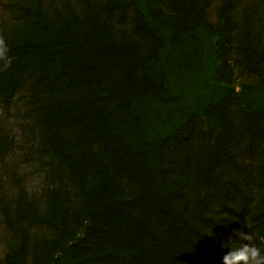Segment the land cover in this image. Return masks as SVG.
I'll return each instance as SVG.
<instances>
[{
	"label": "trees",
	"instance_id": "trees-1",
	"mask_svg": "<svg viewBox=\"0 0 264 264\" xmlns=\"http://www.w3.org/2000/svg\"><path fill=\"white\" fill-rule=\"evenodd\" d=\"M209 1L168 0L165 10L106 0L52 17L36 5L20 33L0 30L12 57L0 71V96L29 80L41 139L80 194L70 210L53 190L43 214L18 202L19 221L46 224L53 235L31 241L20 226L7 264H223L240 244L220 232L228 221L264 243V107L221 86L199 108L175 81L182 67L198 72L210 49L220 71H231L224 26L234 25L232 0H223L216 27L206 17ZM129 6V31L116 28L108 18L125 20ZM219 31L217 46L206 48V37ZM236 42L240 62L264 78V46L248 25ZM200 88L195 80L190 93ZM204 115L216 129L203 127ZM244 137L246 151L262 155L255 204L236 161Z\"/></svg>",
	"mask_w": 264,
	"mask_h": 264
},
{
	"label": "rangeland",
	"instance_id": "rangeland-1",
	"mask_svg": "<svg viewBox=\"0 0 264 264\" xmlns=\"http://www.w3.org/2000/svg\"><path fill=\"white\" fill-rule=\"evenodd\" d=\"M106 0H0V30L20 33L32 23L31 9L40 5L42 12L47 16H56L58 13H80L90 4L104 3ZM161 6L168 10V0H141V5ZM223 0H210L206 6L207 20L217 26L223 23L221 16ZM227 11L234 22L232 26H224L231 36L228 44L229 55L227 68L231 71H220V60L216 52L209 45L217 46L222 31L214 32L206 37L205 45L209 51L204 52V60L198 72H189L182 67L176 85L181 94L192 105L203 107L208 101L215 100L221 86L233 88L241 100H253L257 105L264 107V78L248 71L240 62L237 35L242 33L243 26L248 25L251 34L258 44L264 46V0H232ZM131 7H128V16L119 21L113 15L108 19L116 28L129 31ZM178 70V71H179ZM197 80L202 88L190 93L194 81ZM28 79L7 98L0 96V264H7L5 253L15 246L18 240L19 228L25 225L31 241H40L43 237H51L52 229L46 224H27L15 217V207L18 202L31 204L37 212L47 213L51 205L53 190H59L64 198V204L70 210L79 205L80 194L75 180L67 168L57 161L44 145L41 139V118L38 103L30 95ZM186 95V96H185ZM238 109V105H233ZM203 127L216 129L213 119L203 116ZM248 149L246 137L240 143L236 161L242 167L241 176L248 180V187L252 195L251 204L259 201V179L257 178L258 164L262 155ZM238 170V169H237ZM237 228L232 223H222L220 232L235 240ZM82 232L76 227L75 235ZM248 234V233H246ZM239 243H248L240 241ZM256 245L264 254V243L256 237Z\"/></svg>",
	"mask_w": 264,
	"mask_h": 264
},
{
	"label": "clouds",
	"instance_id": "clouds-1",
	"mask_svg": "<svg viewBox=\"0 0 264 264\" xmlns=\"http://www.w3.org/2000/svg\"><path fill=\"white\" fill-rule=\"evenodd\" d=\"M9 51L5 37L0 34V71H6L11 67L12 57L9 56ZM235 235L239 237L240 241L248 243H240L238 247L231 249L224 255L223 264H264V254L255 243V234H246L238 229Z\"/></svg>",
	"mask_w": 264,
	"mask_h": 264
}]
</instances>
